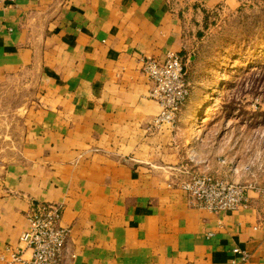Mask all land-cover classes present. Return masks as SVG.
Segmentation results:
<instances>
[{
  "label": "crops",
  "instance_id": "0c3cea01",
  "mask_svg": "<svg viewBox=\"0 0 264 264\" xmlns=\"http://www.w3.org/2000/svg\"><path fill=\"white\" fill-rule=\"evenodd\" d=\"M254 1L0 4V86L32 92L20 142L3 151L5 259L10 249L30 257L19 240L30 209L55 202L68 230L66 264H264V169L237 175L224 157L233 154V142L199 153L182 112L174 127H156L159 108L138 62L176 54L188 82L204 16ZM190 84L191 91L198 87ZM183 166L253 188L237 210L193 208L184 192L168 187ZM235 249L247 254L244 263Z\"/></svg>",
  "mask_w": 264,
  "mask_h": 264
},
{
  "label": "rangeland",
  "instance_id": "374dc122",
  "mask_svg": "<svg viewBox=\"0 0 264 264\" xmlns=\"http://www.w3.org/2000/svg\"><path fill=\"white\" fill-rule=\"evenodd\" d=\"M198 33L191 75L188 70V82L198 87L191 91L189 85L182 116L193 124L191 132L199 144V153H214L233 142V154L224 157L236 168L235 173L240 174L244 168L245 173L261 171L264 0L243 3L233 10L217 6L204 16ZM31 93L19 86H0V170L9 159L3 151L20 142L22 111L31 105ZM208 105L210 109L205 111Z\"/></svg>",
  "mask_w": 264,
  "mask_h": 264
},
{
  "label": "built area",
  "instance_id": "2783aa9c",
  "mask_svg": "<svg viewBox=\"0 0 264 264\" xmlns=\"http://www.w3.org/2000/svg\"><path fill=\"white\" fill-rule=\"evenodd\" d=\"M17 0H0V4L11 6ZM140 72L149 81V98L159 112L154 125L174 127L182 107L189 95L184 60L176 54H167L162 62L153 59L138 60ZM168 187L186 194L190 207L203 209L214 214L237 210L247 201V193L252 184L232 183L221 180L208 172H199L183 166L170 180ZM264 198V189L259 191ZM28 228L19 240L30 250V257L23 258L12 251L7 259L0 254V262L5 264H66L64 250L68 240V230L60 226V204L41 203L30 209ZM233 252H239L237 249ZM241 253V262L247 254Z\"/></svg>",
  "mask_w": 264,
  "mask_h": 264
},
{
  "label": "bare ground",
  "instance_id": "6f19581e",
  "mask_svg": "<svg viewBox=\"0 0 264 264\" xmlns=\"http://www.w3.org/2000/svg\"><path fill=\"white\" fill-rule=\"evenodd\" d=\"M204 108H205L204 109L205 111H208L210 109V106L208 105V106H205ZM205 121H206V119H204L202 122H205Z\"/></svg>",
  "mask_w": 264,
  "mask_h": 264
}]
</instances>
